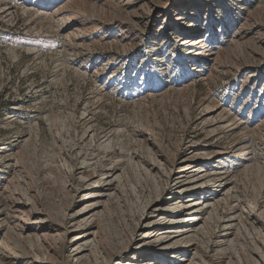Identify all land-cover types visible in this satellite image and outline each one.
Wrapping results in <instances>:
<instances>
[{
	"label": "rangeland",
	"instance_id": "1",
	"mask_svg": "<svg viewBox=\"0 0 264 264\" xmlns=\"http://www.w3.org/2000/svg\"><path fill=\"white\" fill-rule=\"evenodd\" d=\"M40 1L48 0H0V206L10 205V194L34 199L32 212L53 226L68 225L65 213L76 208L75 188L82 183L66 174V163L78 166L80 150L93 153L104 166L99 174L121 160L127 181L94 220L114 264L136 221L129 187L142 185L148 193L151 186L141 180L144 159L156 150L160 163L179 164L183 156L199 161L221 152L222 162L210 160L209 168L230 170L234 191L216 217L244 208L250 219L243 216L241 224L264 234V0H208L202 10L177 0L176 17L201 25L196 38L202 34L203 41L194 47L181 43L175 16L172 28L163 23L166 0H61L64 21L84 17L82 33L72 36L61 18L52 23L23 12ZM228 119L232 125L219 127ZM105 133L111 148L99 144ZM161 182L168 203L176 196L166 198ZM6 207L0 229L13 249L19 242ZM215 219L193 237L191 257L195 264H236L242 234L234 231L232 244L217 246ZM68 238L53 237L47 264H99L69 259ZM22 244L13 249L16 264L29 260L30 243Z\"/></svg>",
	"mask_w": 264,
	"mask_h": 264
},
{
	"label": "bare ground",
	"instance_id": "2",
	"mask_svg": "<svg viewBox=\"0 0 264 264\" xmlns=\"http://www.w3.org/2000/svg\"><path fill=\"white\" fill-rule=\"evenodd\" d=\"M67 1L69 2L70 0ZM60 2L61 0H48L44 3L40 1L36 3V10L34 7L27 8L25 6L22 9L27 16L45 18L54 23L58 22L60 18L63 21L65 20V17L61 16L65 12L63 10L65 6H57ZM207 2L208 0H188L184 4H189V6L202 10ZM180 5L177 0H174V3L173 0H166L162 3V7L168 8L165 12L163 23L171 22L166 27L170 26L172 28L174 23L173 19H170L175 16V19L180 21L179 24L175 25H177L176 27L180 32L179 35L182 37L181 43L187 47L197 46L203 41L202 34L196 38L197 33L200 32L201 25L197 24L191 27L187 18L176 17L181 15L179 10H177ZM173 7L175 8L173 9ZM160 11L161 8L156 13L159 14ZM82 21H84L83 16L74 21L72 19L64 21L65 31L67 28L70 29L66 34L68 36L71 34L72 36L74 31L82 33L83 27L79 26ZM164 28V24L159 26V30L163 31ZM232 124L233 120H222L219 127L222 128L225 125L230 126ZM89 131L86 130L84 136L88 135ZM93 135L94 133L91 134L90 138H93ZM98 141L99 144L105 142V148H111L112 146L111 140L106 133L99 137ZM235 146L236 144L233 145V148ZM245 149V143L241 144L237 155H240ZM155 151H152L153 155H149V158L144 159V163L147 166H142L144 167V177L141 180L151 183L148 193L144 191V188L141 187L142 185L137 184L134 187H129L130 195H133L131 208L135 211L136 221L133 222L132 226L134 229L127 239L124 251L116 255L114 264H195L193 257H191V250L194 249L192 244L193 237L203 229L206 230L207 222H210L213 216L216 218L217 227L220 228L219 232L221 231L218 234L217 246L232 244L235 238H230V236L234 231V234L238 232V236L239 233L240 235L242 234L240 250L234 255L236 264H264V234H259L260 230L258 228L259 231L256 232L248 227L250 225L241 224L243 216L250 219L248 213L244 214V208H232L224 217H216L218 206L225 202L231 196L232 191H234V186L232 185L234 174L230 170H225L222 167L209 168L210 160L214 161V164L219 163L220 157L222 158L221 152L210 155L211 158L207 157L206 160L199 161L190 159L189 156H183L178 164L173 163V161L160 163L159 157L154 154ZM78 154L81 158L78 166L75 163L70 164V166L66 163L68 166L66 174L82 183V186L78 187L76 185L77 187L75 188L76 205L73 208H76L74 211L70 210V214L65 213V218L67 217L69 220L68 225L53 226L48 224L47 219L49 217L47 218V216L38 212H32V209L36 206V202H32L34 199L32 201L30 199L24 200L19 195L10 194L7 197L10 205L8 207L5 204L0 206V219L6 218L4 207L15 218V223L9 226L10 230L13 231L11 233L14 239L19 242L17 245L30 243V248L26 252L29 254L27 258L29 260L27 263L22 262L21 264H47L45 262L47 253L49 255V251L53 249L51 240L53 237L58 236H61L64 240L67 236L70 237L67 239L66 244V246H69V259L76 260L77 263L82 262L85 258H90L95 260V262L100 260L99 264H110L112 262L110 257L104 254V242H102L99 229L94 220L101 214V207L104 201L114 195L115 190H117L114 188L125 185L127 176L124 169L126 167H123V164L121 165V160H117L106 166L107 171L103 170L101 173L96 174L97 167L104 168L100 158L96 154L82 152V150ZM16 165L18 164H15L14 168ZM162 178H164L166 185V198L176 196L174 199H170L171 201L169 200L170 202L168 203L162 202ZM185 196L187 198H184ZM239 203V199L235 198V207H238ZM246 209L248 210L246 212L252 213V209L250 210L249 206ZM252 218L254 224L258 223L257 217L252 216ZM142 221L144 222L143 224L141 223ZM201 221L202 223L200 224ZM52 229H54L53 232ZM5 232L2 233L0 229V263L16 264L14 257L16 254L18 256V253L13 249L19 247L16 245L17 242L13 243V246L16 245L13 249L7 244L9 239ZM51 232L53 235H50L52 234ZM57 234L58 236H56ZM149 242H155L157 245L148 244ZM44 249L46 252H44ZM162 253L168 254L167 259L169 261L162 257ZM10 261L12 262L10 263Z\"/></svg>",
	"mask_w": 264,
	"mask_h": 264
}]
</instances>
